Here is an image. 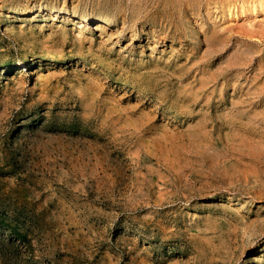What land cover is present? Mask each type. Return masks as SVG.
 Instances as JSON below:
<instances>
[{
  "label": "rangeland",
  "instance_id": "374dc122",
  "mask_svg": "<svg viewBox=\"0 0 264 264\" xmlns=\"http://www.w3.org/2000/svg\"><path fill=\"white\" fill-rule=\"evenodd\" d=\"M194 3L0 0V264H264V0Z\"/></svg>",
  "mask_w": 264,
  "mask_h": 264
},
{
  "label": "bare ground",
  "instance_id": "6f19581e",
  "mask_svg": "<svg viewBox=\"0 0 264 264\" xmlns=\"http://www.w3.org/2000/svg\"><path fill=\"white\" fill-rule=\"evenodd\" d=\"M104 1H106V0H104ZM149 1H150V0H149ZM151 1H152V0H151ZM167 1H168V0H167ZM177 1H178V0H177ZM179 1H180V0H179ZM196 1H198V0H185V2L188 3V4H192V3H193V4H196V3H194V2H196ZM207 1H212V0H207ZM53 2H54V1H53ZM153 2H154V1H153ZM153 2H152V3H153ZM175 2H176V0H175ZM183 2H184V1H183ZM183 2H182V3H183ZM200 2H201V1H200ZM23 3H24V2H23ZM105 3H107V2H105ZM119 3H120V2H119ZM232 3H233V2H232ZM92 4H93V2H92ZM176 4L179 5L180 3H179V4L176 3ZM228 4H229V3H228ZM107 5H108V4H107ZM140 5H141V4H140ZM158 5H159V4H158ZM230 5H231V4H230ZM119 6H120V5H119ZM234 6H236V5H234ZM251 6H252V5H251ZM52 7H53V6H52ZM65 7H66V6H65ZM94 7H95V5H94ZM227 7H228V6H227ZM241 7H242V6H241ZM19 8H20V7H19ZM87 8H88V7H87ZM90 8H91V7H90ZM134 8H135V7H134ZM173 8H174V7H173ZM178 8H180V6H179ZM178 8H176V9L179 10ZM181 8H182V7H181ZM183 8H184V6H183ZM215 8H216V7H215ZM234 8H236V7H234ZM92 9H93V8H92ZM176 9H175V10H176ZM237 9H238V8H237ZM245 9H246V8H245ZM81 10H82V8H81ZM85 10H86V8L84 9V11H85ZM152 10H153V9H152ZM175 10H174V11H175ZM195 10H196V8H195ZM258 10H259V9H258ZM13 11H14L15 13H22V12H23V10H16V9L13 10ZM35 11H36V10H35ZM140 11H141V10H140ZM144 11H146V10L144 9ZM262 11H263V10H262ZM128 12H129V11H128ZM149 12H150V11H149ZM176 12H177V11H176ZM176 12H175V13H176ZM179 12H180V11H179ZM181 12H182V11H181ZM215 12H216V10H215ZM48 13H49V14H52V15H63V16H65L66 18H71L72 16H74L73 12L71 13V12H68V11L62 10L61 8L59 9V8H55V7H54V8H51V9L48 11ZM81 13H83V12H81ZM140 13H142V12H140ZM155 13H156V12H155ZM183 13H184V12H183ZM189 13H190V12H189ZM205 13H206V12H205ZM226 13H227V11H226ZM131 14H132V13H131ZM143 14H144V13H143ZM201 14H202V13H201ZM224 14H225V13H224ZM229 14H231V13H229ZM157 15H158V14H157ZM164 15H165V14H164ZM177 15H179V13H178ZM190 15H192V14H190ZM195 16H196V15H195ZM244 16H245V15H244ZM244 16H243V17H244ZM246 16H247V15H246ZM77 17L79 18V21H80V22H81V21H82V22H85V21H91L92 19H94V18H92V17H90V16H88V15H78ZM107 17H108V16H107ZM165 17H166V16H165ZM178 17H181V16H178ZM191 17H192V16H191ZM191 17H190V18H191ZM210 17H211V16H210ZM214 17H215V16H214ZM228 17H229V16H228ZM110 18H111V17H110ZM185 18H186V17H185ZM245 18H246V17H245ZM138 19H139V18H138ZM176 19H177V18H176ZM178 19H179V21H180V18H178ZM182 19H183V18H182ZM196 19H197V18H196ZM196 19H195V20H196ZM216 19H217V18H216ZM222 19H223V18H222ZM231 19H232V18H231ZM235 19H236V18H235ZM70 20H71V19H70ZM139 20H140V19H139ZM198 20H199V19H198ZM211 21H212V20H211ZM211 21H210V22H211ZM228 21H229V20H228ZM174 22H175V21H174ZM181 22H182V21H181ZM183 22H184V21H183ZM193 22H194V21H193ZM198 22H199V21H198ZM225 22H226V21H225ZM234 22H235V21H234ZM101 23H102V21H101ZM127 23H128V22H127ZM176 23H177V22H176ZM223 23H224V22H223ZM226 23H227V22H226ZM97 24H98V23H97ZM179 24H181V23H179ZM189 24H190V23H189ZM202 24H203V23H202ZM99 25L103 26V24H100V23H99ZM148 25H149V24H148ZM176 25H177V24H176ZM181 26H182V25H181ZM206 26H207V25H206ZM226 26H227V25H226ZM235 26H236V25H235ZM130 27H131V26H130ZM150 27H151V26H150ZM184 27H185V26H184ZM103 28H104V26H103ZM120 28H121V27H120ZM154 28H155V27H154ZM188 28H189V27H188ZM203 28H204V27H203ZM226 28H227V27H226ZM105 29H106V28H105ZM152 29H153V28H152ZM152 29H151V30H152ZM155 29H156V28H155ZM159 29H160V28H159ZM103 30H104V29H103ZM140 30H141V27H140ZM157 30H158V29H157ZM189 30H190V29H189ZM219 30H220V29H219ZM124 31H125V30H124ZM148 31H149V30H148ZM148 31H147V33H148ZM178 31H179V30H178ZM183 31H184V30H183ZM183 31H182V32H183ZM250 31H251V30H250ZM120 32H121V31H120ZM151 32H152V31H151ZM251 32H254V31L252 30ZM131 33H132V32H131ZM154 33H155V32H154ZM159 33H160V32H159ZM257 33H258V32H257ZM118 34H119V33H118ZM156 34H158V32H157ZM254 34H255V33H253V36H254ZM175 35H176V34H175ZM177 35H178V34H177ZM184 35H185V34H184ZM186 35H187V34H186ZM255 35H256V34H255ZM120 36H121V35H120ZM156 36H157V35H156ZM156 36H155V37H156ZM160 36H161V35H160ZM162 36H163V35H162ZM162 36H161V37H162ZM164 36H165V35H164ZM117 37H118V36H117ZM129 37H130V36H129ZM131 37H133L132 34H131ZM179 37H180V36H179ZM168 38H169V37H168ZM180 38H181V37H180ZM190 38H191V37H190ZM170 39H171V38H170ZM172 39H173V38H172ZM176 39H177V38H176ZM152 40H153V39H152ZM156 40H157V39H156ZM180 40H181V39H180ZM182 41H183V40H182ZM158 42H159V41H158ZM180 42H181V41H180ZM229 42H230V41H229ZM153 43H155V42H153ZM188 43H189V41H188ZM221 43H223V41H222ZM156 44H157V43H156ZM222 45H223V44H222ZM226 45H227V44H226ZM156 46H157V45H156ZM185 46H186V45H185ZM187 46H188V45H187ZM223 46H225V43H224ZM252 46H253V45H252ZM221 47H222V46H221ZM249 47H251V45L248 46V48H249ZM154 48H155V47H154ZM156 48H157V47H156ZM176 48H177V47H176ZM178 48H179V47H178ZM178 48H177V49H178ZM248 48L245 49V50H247L246 52L249 51ZM251 48L254 49L253 47H251ZM249 49H250V48H249ZM187 50H188V49H187ZM191 50H192V48H191ZM254 50H255V49H254ZM185 51H186V50H185ZM192 51H193V50H192ZM218 51H219V50H218ZM255 51H256V50H255ZM242 52H243V51H242ZM246 52H245V53H246ZM251 52H252V51H251ZM251 52L249 51V53H251ZM185 53H186V52H185ZM192 53H193V52H192ZM253 53L255 54V52H253ZM237 54H240V53L238 52ZM251 54H252V53H251ZM172 55H173V54H172ZM238 56H239V55H238ZM240 56H241V55H240ZM242 56H243V54H242ZM242 56H241V58H243ZM234 57H235V56H234ZM247 57H248V56H247ZM236 58H237V57H236ZM236 58H235V59L233 58L232 60L234 61V60H236ZM238 58H239V57H238ZM241 58H240V61H243V59H241ZM244 58H245V57H244ZM248 58H249V57H248ZM248 58H247V59H248ZM250 58L252 59L251 56H250ZM261 58H262V57H261ZM245 59H246V58H245ZM245 59H244V60H245ZM255 60H256V59H255ZM229 61L231 62V65L234 63V62L232 63V61H231L230 59H229ZM236 61H238V60H236ZM236 61H235V63H236ZM238 62H239V61H238ZM238 62H237V63H238ZM244 62H245V61H244ZM246 62H247V61H246ZM235 63H234V64H235ZM227 64H228V63H227ZM234 66H236V65H233V67H234ZM237 66H238V68L240 69L239 65H237ZM237 66H236V68H237ZM240 66H241V65H240ZM243 66L245 67L246 65H243ZM247 66H248V65H247ZM230 68H231V66H230ZM241 68H242V67H241ZM234 70H235V69H234ZM261 70H262V69H261ZM232 71H233V70H232ZM229 72H230V71H229ZM255 74H256V72H255ZM208 77H209V76H208ZM195 78H196V77H195ZM207 80H209V79L207 78ZM216 81H217V80H216ZM241 207H243V206H241ZM217 252H218V251H217Z\"/></svg>",
  "mask_w": 264,
  "mask_h": 264
}]
</instances>
